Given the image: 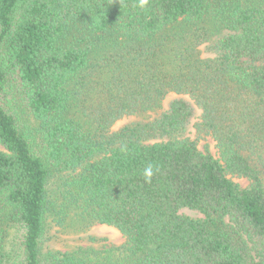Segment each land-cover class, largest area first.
<instances>
[{"label": "trees", "instance_id": "16d2710c", "mask_svg": "<svg viewBox=\"0 0 264 264\" xmlns=\"http://www.w3.org/2000/svg\"><path fill=\"white\" fill-rule=\"evenodd\" d=\"M0 145V264H264V0H0Z\"/></svg>", "mask_w": 264, "mask_h": 264}, {"label": "rangeland", "instance_id": "374dc122", "mask_svg": "<svg viewBox=\"0 0 264 264\" xmlns=\"http://www.w3.org/2000/svg\"><path fill=\"white\" fill-rule=\"evenodd\" d=\"M202 49H204V47H202ZM173 96V94H170L164 101V105H166L169 99ZM131 119L132 118L120 120L114 125V128H117ZM189 135L192 138H197L194 127L189 128ZM198 146L203 151L208 148L214 155L218 156L216 142L211 136L198 139ZM0 149H3L1 145ZM233 179L244 187L249 184L248 180L244 178L233 177ZM181 213L191 217L202 216V214H200L198 211L189 208L182 209ZM125 241V236L118 229L105 224H95L86 230L81 231L74 229L65 230L55 226L49 231L47 244L54 249L69 251L86 247H110L114 245H120Z\"/></svg>", "mask_w": 264, "mask_h": 264}, {"label": "clouds", "instance_id": "9594fccd", "mask_svg": "<svg viewBox=\"0 0 264 264\" xmlns=\"http://www.w3.org/2000/svg\"><path fill=\"white\" fill-rule=\"evenodd\" d=\"M147 4H148V0H139V7L144 8L147 6ZM158 171H159L158 167L152 164L147 165L143 170V176L145 182L150 183L154 174Z\"/></svg>", "mask_w": 264, "mask_h": 264}]
</instances>
